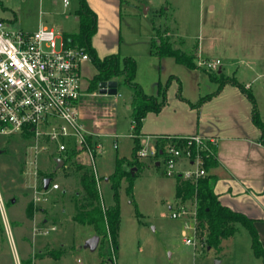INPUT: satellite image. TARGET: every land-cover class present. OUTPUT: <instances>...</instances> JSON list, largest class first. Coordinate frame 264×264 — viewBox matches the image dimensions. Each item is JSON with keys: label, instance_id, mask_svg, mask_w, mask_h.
<instances>
[{"label": "rangeland", "instance_id": "rangeland-1", "mask_svg": "<svg viewBox=\"0 0 264 264\" xmlns=\"http://www.w3.org/2000/svg\"><path fill=\"white\" fill-rule=\"evenodd\" d=\"M91 1L100 10L95 38L99 52L118 53L121 58L132 56L137 62L135 81L149 95L158 96L166 87L168 102L163 111L149 114L145 120L148 134L158 127L173 126L175 110L185 119L190 113L196 118L197 113L190 112L189 103L179 94L196 101L217 88L218 82L199 64L200 59L219 58L225 75L251 83L254 90L264 87V74L257 73L264 72V0H123L120 5L116 2L117 7L111 0ZM210 3L215 4L214 11L209 9ZM79 4L80 0H68V4L64 0H0V18L15 29L34 31L47 24L61 32L62 28L78 25L74 14ZM166 26L174 47L197 54L198 68H188L173 57L151 54L154 27ZM95 72L90 61L82 64L84 86ZM113 80L119 83L116 94L100 93L99 85L93 90L88 85V91L80 97L86 111L81 118L83 124L98 130L92 133L102 142L95 164L104 205L113 203V190L106 178L115 170L117 157L131 158L134 145L130 110L133 89L122 76ZM231 91L240 93L229 85L225 95ZM225 95L207 104V111H218L216 106L223 104ZM260 104L264 110V97H260ZM141 142L152 144V135L142 134ZM30 144L20 133H0V264H24L28 259L31 262L25 264H101V247L91 250L85 246L93 236V226L73 220L75 198L81 187L72 160L57 168L55 158L62 154L55 142H46L47 148L38 154V167L45 174H53L54 182L61 187L44 189L39 173L36 185L41 199L35 200V176L29 163L34 150ZM77 151L75 159L89 163V156ZM141 160L145 167L134 180L133 193L128 192V181L122 180L119 248L116 259L106 254L104 264H260L253 253L250 233L242 225L239 232L223 241L221 248H208L203 239L201 245L199 238L196 246L186 243L187 237L194 236V219L174 218L172 212L182 206L191 212L195 202L177 198L176 177L166 175L163 163L157 165L153 158ZM186 167L191 165L187 163ZM30 203L32 217L27 212ZM35 212L39 216L36 224ZM44 218L48 219L46 226L56 223L57 230L35 235L34 227H44ZM51 249L60 251L61 257H39ZM103 250L111 251L107 244Z\"/></svg>", "mask_w": 264, "mask_h": 264}, {"label": "built area", "instance_id": "built-area-1", "mask_svg": "<svg viewBox=\"0 0 264 264\" xmlns=\"http://www.w3.org/2000/svg\"><path fill=\"white\" fill-rule=\"evenodd\" d=\"M64 2L68 4V0ZM89 60L90 56L83 46L68 43L62 33L52 26L41 25L37 30L24 31L11 28L10 22L0 18V133L21 134L27 128L33 131L30 147L34 155L29 163L35 176V200L41 199L36 185L39 177L38 154L41 149L47 148L46 142H55L62 154L59 157L63 159L70 144L85 152L99 184L95 157L102 151V142L95 137L93 146L90 145L88 136L95 135L82 123L78 107L84 92L82 64ZM199 64L210 71L220 69L222 65L219 58L200 59ZM160 137L174 138V141L157 144L156 140ZM153 138L152 144H143L139 155L141 158L157 159L158 165L163 163L166 175L196 179L207 173L200 151H209L211 145L217 144L215 137L194 134L174 137L157 135ZM182 139L186 143L179 141ZM192 145L196 146L195 153ZM187 163L191 167H186ZM49 188L59 189L60 184L51 180ZM172 216H191L194 219V236L187 237L186 243L196 246L198 238L205 243V236L201 238L196 231V208L189 212L182 206L173 211ZM56 229L55 224L35 226L34 234L48 235Z\"/></svg>", "mask_w": 264, "mask_h": 264}, {"label": "trees", "instance_id": "trees-1", "mask_svg": "<svg viewBox=\"0 0 264 264\" xmlns=\"http://www.w3.org/2000/svg\"><path fill=\"white\" fill-rule=\"evenodd\" d=\"M79 16V26L77 31L64 32V38L68 43L83 46L90 56V60L97 69L96 74L89 82L91 90L98 87L101 81L118 79L122 76L124 81L133 89L131 110V137L134 140L131 158L127 156L117 157L115 170L107 177L113 190V203L104 205L101 199L98 179L93 168L84 162L75 159L77 149L70 144L64 158V165L68 160H72L75 171L78 173L81 189L77 191L75 198L76 211L73 220L85 225H92L95 233L100 236L98 247H101V263H105L107 255L117 257L119 248V232L121 222L120 211V193L119 189L123 179L128 181V192L133 193L134 180L138 173L144 169L145 162L141 160L139 151L143 146L141 142V129L143 121L149 112H160L167 104L166 87L158 96L149 95L143 87L135 81L137 74V62L132 56L120 57L118 53H111L101 57L91 39L97 31V14L90 8L87 0H80V6L77 10ZM169 27L162 29L154 27L156 37L151 41L150 52L159 58L173 57L178 63L184 64L188 68H198L196 62L197 54L193 51H185L174 47L168 35ZM210 78L218 82L217 89L206 95H203L195 103L188 101L182 94L179 97L189 102L192 107H199L202 103L211 99L221 92L226 84H232L241 89L246 97L251 101L252 120L261 130V142L264 144V121L260 115L257 100L253 89L247 87L245 83L240 82L236 76H227L222 68L210 71ZM173 76L170 77V79ZM119 85V83H118ZM180 89V87H179ZM33 131L26 129L21 136L24 140L32 142ZM174 137V135H170ZM88 141L93 146V137L88 136ZM174 138L160 137L156 143L165 145ZM186 143V140H179ZM193 153L196 152V146H191ZM210 151V152H209ZM209 151L201 150L200 153L205 160L204 166L207 173L196 179H186L181 175L176 176V196L183 202L193 200L196 204V231L200 236H205V243L208 248H221L224 239L236 234L239 225L245 227L251 236V246L255 256L264 262V246L261 242L259 231L255 225V219L243 212L232 209L224 205L215 191L217 176L210 173V170L218 164L217 144L211 145ZM157 164V159H154ZM56 163V162H55ZM57 164V163H56ZM158 165V164H157ZM41 177H50L53 180V174H45L39 170ZM44 184V182H43ZM44 186V185H43ZM27 212L32 217L34 209L32 203L27 207ZM109 246L111 251L106 253L103 250ZM97 247V248H98ZM107 249V248H106ZM107 254V255H106ZM51 256L61 257L60 251L53 249L46 251L39 257ZM31 262L28 259L24 262Z\"/></svg>", "mask_w": 264, "mask_h": 264}, {"label": "crops", "instance_id": "crops-1", "mask_svg": "<svg viewBox=\"0 0 264 264\" xmlns=\"http://www.w3.org/2000/svg\"><path fill=\"white\" fill-rule=\"evenodd\" d=\"M122 1L123 0H111V3L113 4L115 3L114 7H117V3H119L118 5H120ZM87 3L90 6V8L97 14V18H98L97 30H98L100 26L99 7L96 6L91 0H87ZM215 7L216 6L214 3L209 4V9L211 11H214ZM78 9L79 8L76 9V13L74 14L75 20L78 22V25L75 26V28L73 27L68 29L62 28L61 33L63 36H64V32H71L78 30V26H79V16L77 15ZM147 10L149 9L146 8V11ZM43 25H47V24H43ZM96 34L97 31L91 39L92 45L95 47V49L97 50L98 54L101 57L108 55V54L102 55L99 52L100 44L96 42L95 39ZM89 61L92 63L91 60ZM96 72L94 73V75L96 74ZM257 73L260 76L264 74V72H257ZM83 81L84 80L82 78V85L84 92H87L89 82L84 86ZM245 84L251 85V88L253 89V85L251 83L248 82ZM229 85L232 84L229 83L226 84L222 88L220 93H218L211 99H208L207 101L202 103L199 107H192L189 104V108H190L189 110H191L190 112L194 111L195 113H197L196 118L192 113H190L191 116L188 115L189 118L185 119L181 117V114L177 112V110H175L173 126L171 127L165 126L163 128L158 127L155 130H152L150 134H148L144 129L146 118L148 117L149 114H153V113L159 115L164 108L158 113L149 112L143 121L141 133L145 135H152V138L153 136H157V135H194V134L215 137L217 139L218 164L210 170V173H213L217 176V180L215 183V191L218 194L220 201L224 205H227L234 210L243 212L246 215L255 219V225L259 231L260 239L264 246V144L260 140L262 132L254 124L252 120L253 105L251 101L246 97V95L241 91V89L235 85H232L235 86L240 93H237L236 91H231L232 92L231 94L225 95ZM253 92L257 100V105L260 115L264 121V110L261 108V104H260V97L262 98L264 97V87L261 85L259 86V88L257 89L255 88V90L253 89ZM240 94H243V96H245L251 104L248 105L247 103H245L243 101V97H241L242 95ZM224 95H225L224 99L226 100L223 102V104L216 106L218 111L216 109H214L212 113L207 111L206 109L207 104L218 98H223L222 96ZM199 98L196 101H191L188 100L187 98L186 99L192 103H195L199 100ZM78 107L80 112V119L81 118L83 119V116H85L86 111L85 110L83 111L80 100L78 102ZM82 119L81 121L83 123ZM87 130L90 132H99L95 128H87ZM94 138L95 136L93 137V139ZM84 156L86 155L84 154L82 156V159L84 158ZM38 217H39L38 214L35 212L33 217V219H35V224L37 223ZM47 220H48L47 218L43 219V222L45 224L42 226H46V224L48 223ZM53 224L57 225L56 223ZM239 231H240V227L237 232ZM95 234H96L95 230H93V235ZM48 241H49L48 243L54 242L50 240ZM219 262L220 261H218V263ZM261 263L264 264V262L260 259V264Z\"/></svg>", "mask_w": 264, "mask_h": 264}, {"label": "water", "instance_id": "water-1", "mask_svg": "<svg viewBox=\"0 0 264 264\" xmlns=\"http://www.w3.org/2000/svg\"><path fill=\"white\" fill-rule=\"evenodd\" d=\"M99 92L105 94H116L118 92V81L117 80H108L101 81L99 83ZM57 163V168L64 164V159L62 157L55 158ZM51 178H44V188L47 189L50 185ZM100 242V236L98 234L93 235L85 242V246L89 247L91 250L97 249Z\"/></svg>", "mask_w": 264, "mask_h": 264}]
</instances>
